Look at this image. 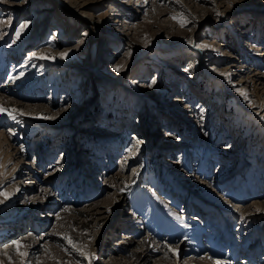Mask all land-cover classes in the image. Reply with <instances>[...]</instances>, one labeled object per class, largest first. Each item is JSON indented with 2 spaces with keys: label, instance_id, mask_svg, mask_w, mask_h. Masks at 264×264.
Masks as SVG:
<instances>
[{
  "label": "rangeland",
  "instance_id": "rangeland-1",
  "mask_svg": "<svg viewBox=\"0 0 264 264\" xmlns=\"http://www.w3.org/2000/svg\"><path fill=\"white\" fill-rule=\"evenodd\" d=\"M0 106V264H264V0H0Z\"/></svg>",
  "mask_w": 264,
  "mask_h": 264
},
{
  "label": "snow or ice",
  "instance_id": "snow-or-ice-1",
  "mask_svg": "<svg viewBox=\"0 0 264 264\" xmlns=\"http://www.w3.org/2000/svg\"><path fill=\"white\" fill-rule=\"evenodd\" d=\"M217 15H220V13H217ZM172 19H177V17H172ZM181 26H183V22H181ZM26 27H27V24H21V25L19 26V28L17 29V31H16V36L19 37V35H20V31H21L22 29L26 28ZM199 47H202V48H203V47H206V46H204V45H200ZM60 55H61V58H64V57L67 55V53H61ZM33 56H34L35 58H37V59H47V58H49V57H47V56L37 55V54H35V53L33 54ZM119 70H120V69L117 68V71H119ZM15 111H16L15 109H12V110H11V112H15ZM0 112H9V110L3 108L2 106H0ZM11 112H9V114H11ZM21 114H23V113H21ZM12 118L15 119V116H12ZM41 118H43V119H52V117H41ZM139 143H140V141H137V144H139ZM0 195H4V194H3V193H0ZM65 239H68V238L65 237ZM69 242L71 243L70 240H69ZM17 246L19 247V242H17ZM73 246L75 247V245H73ZM169 251H172L174 255L176 254L174 249H169ZM21 255H24V253H21ZM92 258H94V257H91V258H90V261H91Z\"/></svg>",
  "mask_w": 264,
  "mask_h": 264
},
{
  "label": "bare ground",
  "instance_id": "bare-ground-1",
  "mask_svg": "<svg viewBox=\"0 0 264 264\" xmlns=\"http://www.w3.org/2000/svg\"><path fill=\"white\" fill-rule=\"evenodd\" d=\"M24 65L23 64H21V66L19 67V68H21V67H23ZM25 67V66H24ZM21 74V73H20ZM19 74V75H20ZM18 75V76H19ZM140 143H143L142 141L140 142ZM248 182V181H247ZM239 187H241V185H238ZM195 221L196 220H198L196 217H194L193 218ZM198 221H200V220H198ZM216 225V224H215ZM225 227V226H224ZM221 231V230H220ZM220 236V235H219ZM210 247V246H209ZM190 248V247H189ZM190 250H192V247H191V249ZM209 254H211L210 256H212V255H218V254H214L213 253V250H211V252L209 253ZM186 263H193V264H210V262H211V259H208L207 257L206 258H204V260H201V259H188V260H186L185 261ZM212 264V263H211ZM214 264V263H213Z\"/></svg>",
  "mask_w": 264,
  "mask_h": 264
}]
</instances>
